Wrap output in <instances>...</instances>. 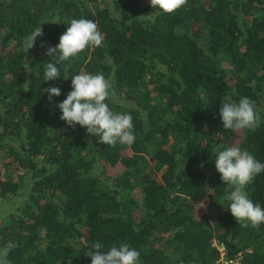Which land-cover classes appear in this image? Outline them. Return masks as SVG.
<instances>
[{
	"label": "trees",
	"instance_id": "obj_1",
	"mask_svg": "<svg viewBox=\"0 0 264 264\" xmlns=\"http://www.w3.org/2000/svg\"><path fill=\"white\" fill-rule=\"evenodd\" d=\"M80 18L97 24L103 46L49 57ZM49 62L60 78L44 82ZM81 72L110 80V108L133 117L132 146L101 144L60 119L56 105ZM50 87L61 89L51 102ZM242 97L259 126L224 129L221 103ZM229 146L264 163V0H185L171 14L150 0H0V250L9 264H91L97 241L105 251L128 243L141 264H213L219 245L227 259L264 264V224L236 222L224 199L232 186L214 156ZM244 190L264 206V173Z\"/></svg>",
	"mask_w": 264,
	"mask_h": 264
},
{
	"label": "clouds",
	"instance_id": "obj_2",
	"mask_svg": "<svg viewBox=\"0 0 264 264\" xmlns=\"http://www.w3.org/2000/svg\"><path fill=\"white\" fill-rule=\"evenodd\" d=\"M184 3L185 0H150L152 8L163 14L175 12ZM113 16L119 18L115 12ZM67 26L58 44L47 49L49 57L58 54L61 61H67L86 48L103 46V33L98 30L94 21L86 18L72 19ZM42 34V28L38 26L25 37V52L34 47L37 38ZM25 70L30 72L29 64L25 65ZM58 78L60 71L57 65L47 63L43 72L44 82L56 81ZM71 89L66 98L56 105L61 113L60 119L69 127L78 125L88 135L99 138V143L107 146L119 143L130 147L135 143L133 117L130 112L117 114L110 108L108 101L115 96V92L112 83L104 74H76L71 77ZM44 91L49 102L61 95L59 87H50ZM219 117L223 128L234 132L258 127L261 121L254 102L248 97H242L238 102L225 98L219 109ZM214 157L222 183L232 186V190L224 197L229 201L227 209L232 217L236 222H244L246 225L264 224V206L254 203L244 190L255 177L264 173V163L239 146L218 148ZM86 254L91 264H141V253L128 243L113 245L105 251L104 245L97 241ZM7 257L8 250H0V264H9Z\"/></svg>",
	"mask_w": 264,
	"mask_h": 264
},
{
	"label": "built area",
	"instance_id": "obj_3",
	"mask_svg": "<svg viewBox=\"0 0 264 264\" xmlns=\"http://www.w3.org/2000/svg\"><path fill=\"white\" fill-rule=\"evenodd\" d=\"M217 250L220 253L219 259L213 263V264H240L238 260H233V259H227L226 254H225V248L223 246L217 247Z\"/></svg>",
	"mask_w": 264,
	"mask_h": 264
}]
</instances>
